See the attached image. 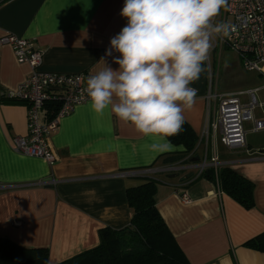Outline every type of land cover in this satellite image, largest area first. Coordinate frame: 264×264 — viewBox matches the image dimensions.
<instances>
[{
	"label": "crops",
	"instance_id": "crops-1",
	"mask_svg": "<svg viewBox=\"0 0 264 264\" xmlns=\"http://www.w3.org/2000/svg\"><path fill=\"white\" fill-rule=\"evenodd\" d=\"M125 0H7L0 6V38L12 34L31 40L43 53L40 70L53 73L95 74L120 54L106 56L110 40L127 24L120 15ZM200 78L195 104L184 111L199 137V147L189 162L169 163L167 155L183 147L157 153L131 124L110 110L97 114L90 101L77 105L59 120L50 137L56 154L53 163L14 151L12 139L28 133L27 105L12 97L27 77V64L16 61L11 48L0 46V237L29 248L48 250L56 264L99 243L103 227L120 229L132 213L125 190L157 179L156 207L190 264H264V252L243 244L264 233V130L253 133L246 123V148L228 149L212 139H200L206 122L210 54ZM254 90L264 102V83L253 78L245 90ZM246 99V97H243ZM212 116V112L210 114ZM253 115L264 120V107ZM255 134V135H254ZM207 143V144H205ZM206 153L218 157L254 183V206L246 209L202 176L199 162ZM177 164L172 172L161 170ZM146 171L145 175H132ZM186 194L190 201L181 197ZM21 221L15 226L14 221Z\"/></svg>",
	"mask_w": 264,
	"mask_h": 264
},
{
	"label": "clouds",
	"instance_id": "clouds-1",
	"mask_svg": "<svg viewBox=\"0 0 264 264\" xmlns=\"http://www.w3.org/2000/svg\"><path fill=\"white\" fill-rule=\"evenodd\" d=\"M227 0H125L127 24L111 38L106 56L120 55L88 76L91 108L131 124L143 137L158 138L153 152L173 151L170 137L183 131L184 111L196 101L200 78L216 35L229 26L213 23Z\"/></svg>",
	"mask_w": 264,
	"mask_h": 264
},
{
	"label": "built area",
	"instance_id": "built-area-1",
	"mask_svg": "<svg viewBox=\"0 0 264 264\" xmlns=\"http://www.w3.org/2000/svg\"><path fill=\"white\" fill-rule=\"evenodd\" d=\"M222 23L229 26V34L216 35L212 40L214 46L219 45L220 49L233 52L239 65L245 71L254 72L264 83V0H227L223 7ZM3 45L11 48L18 63L27 64L30 69L11 95L27 105L28 129L27 135L12 139V147L19 154L53 163L56 154L50 137L56 131L59 120L77 105L90 101L86 91V76L84 73L41 71L43 53L31 40L6 34L0 38V46ZM209 81L205 96L207 117L200 139H212L213 143L218 142L228 149L246 148V123H251L250 131L253 133L264 130V120L256 119L253 115L257 107H264V102L257 101L254 90L235 93L212 91L211 79ZM50 109H55V112H50ZM177 167V164H172L161 170L172 172ZM218 167L216 153L209 159L205 153L198 164L200 171ZM131 174L145 175L146 171ZM181 199L185 203L190 201L186 194ZM14 225L20 226L21 221H14Z\"/></svg>",
	"mask_w": 264,
	"mask_h": 264
},
{
	"label": "trees",
	"instance_id": "trees-1",
	"mask_svg": "<svg viewBox=\"0 0 264 264\" xmlns=\"http://www.w3.org/2000/svg\"><path fill=\"white\" fill-rule=\"evenodd\" d=\"M7 0H0V6ZM55 112V109L49 110ZM182 153L167 155L165 160L189 162L199 147V137L184 121L180 135L168 138ZM202 176L212 181L246 209L254 206V183L228 166L207 168ZM142 183L125 190L132 216L127 226L115 229L103 227L98 231L99 243L56 264H190L156 207V188L159 181L144 176ZM264 252V233L243 244ZM0 264H49L46 248L21 246L0 237Z\"/></svg>",
	"mask_w": 264,
	"mask_h": 264
},
{
	"label": "rangeland",
	"instance_id": "rangeland-1",
	"mask_svg": "<svg viewBox=\"0 0 264 264\" xmlns=\"http://www.w3.org/2000/svg\"><path fill=\"white\" fill-rule=\"evenodd\" d=\"M222 19L223 7L217 16L215 23H222ZM209 54L212 72L210 73L208 80L211 79L212 91L216 90L218 93H224L245 90L247 82L251 81L253 78L260 79V77L254 72L245 71L241 65H239L233 52L225 48L220 49L219 45L215 47L213 41ZM208 82L210 86V81Z\"/></svg>",
	"mask_w": 264,
	"mask_h": 264
},
{
	"label": "water",
	"instance_id": "water-1",
	"mask_svg": "<svg viewBox=\"0 0 264 264\" xmlns=\"http://www.w3.org/2000/svg\"><path fill=\"white\" fill-rule=\"evenodd\" d=\"M194 159H195V161L199 160L198 158H194ZM194 159H192V160L194 161Z\"/></svg>",
	"mask_w": 264,
	"mask_h": 264
}]
</instances>
